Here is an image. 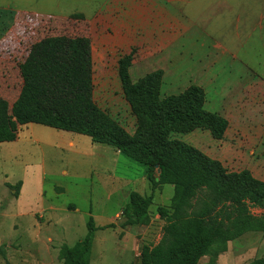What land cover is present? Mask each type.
Listing matches in <instances>:
<instances>
[{"label": "rangeland", "instance_id": "obj_1", "mask_svg": "<svg viewBox=\"0 0 264 264\" xmlns=\"http://www.w3.org/2000/svg\"><path fill=\"white\" fill-rule=\"evenodd\" d=\"M0 6L16 12L0 13V56L15 58L0 63V140L16 138L0 142V264H63L61 248L84 239L95 216L100 228L120 217L96 233L91 264H140L142 247L163 236L158 208L171 204L172 186L156 192L149 225L124 226L127 196L138 184L125 179L134 162L122 155L114 164L115 150L96 144L91 155L70 152L49 142L51 130L29 125L57 122L59 55L91 57L95 101L129 134L136 121L119 79L122 58L133 57L135 83L162 71L165 97L202 87L205 110L229 123L224 140L203 130L172 138L264 182V0H0ZM32 111L33 120H21ZM103 149L111 155L100 158ZM112 169L127 177L111 179ZM46 201L55 203V239L37 244L45 224L34 229L31 221ZM262 258L264 234L249 233L229 243L215 264Z\"/></svg>", "mask_w": 264, "mask_h": 264}, {"label": "trees", "instance_id": "obj_2", "mask_svg": "<svg viewBox=\"0 0 264 264\" xmlns=\"http://www.w3.org/2000/svg\"><path fill=\"white\" fill-rule=\"evenodd\" d=\"M0 59L1 63L13 62L15 58ZM132 60L131 55L122 58L118 74L125 101L136 121L134 133L125 131L96 103L93 62L82 54L57 57L61 106L56 124L44 123L43 119L28 122L88 137L93 144L112 148L146 169L152 194L130 195L122 212L124 226L149 225L156 192L165 186L174 188L171 204L158 208L165 223L162 239L158 245L142 247L140 264H199L205 257H211L209 264H215L229 243L249 233L264 234V182L248 170L230 172L197 148L173 139L175 135L203 130L216 141L224 140L229 123L205 110L202 87L192 85L179 95L165 97L162 71L133 82L129 74ZM24 88L23 85L20 96L27 92ZM35 116L32 111L20 118L33 120ZM254 209L262 213L256 216ZM87 228L89 233L84 239L61 248L63 264H91L96 233L104 228L97 227L93 217ZM250 264H264V258Z\"/></svg>", "mask_w": 264, "mask_h": 264}, {"label": "crops", "instance_id": "obj_3", "mask_svg": "<svg viewBox=\"0 0 264 264\" xmlns=\"http://www.w3.org/2000/svg\"><path fill=\"white\" fill-rule=\"evenodd\" d=\"M11 11L15 12L12 8L0 6V13L11 12ZM0 70L2 71L3 69L0 67ZM32 124H37V123H32ZM37 125L44 126L45 128H47V130H51V133L49 135L51 139L49 140V142L56 141L55 144H58L60 147L68 149L70 152H74V151L76 152V150H78V149H84L85 150L84 153H89L91 155V153L95 149V147H94L95 144H93L91 139L88 137L59 131L56 128H53V127L45 125V124H37ZM109 152H111V151L110 150L106 151L105 149H103V151L100 154V158H104L105 155H111ZM121 156H122V154L115 151V155L113 158L114 164H119V162H121V159H120ZM131 162H133V161H131ZM131 168H132V173H135V174L131 173V176L129 175V177L119 176L117 174V170H113V169L110 172H108V175L111 177V179L115 178L114 180H120V178H117V177H123V178L127 177L128 179L125 178L127 180L126 184H129L128 182L130 181V179L132 181L136 180V181H134V183H138V184L133 185L134 187L131 186V192L138 193L142 196H148L147 193L150 191L151 186L147 180L146 169L143 166H141L135 162H134V164L131 163ZM132 181H131V183H132ZM131 192L129 193V195L127 197H129L132 194ZM151 194H152V191H151ZM50 203H48L47 201L44 202V204L42 205L41 211L37 214V215L40 214V217L37 215H34L33 216L34 219H32L33 221H31V225L34 229L35 228L37 229V226L39 224H41V225L45 224L43 226H40L37 229V233H36V240L38 242L37 244L43 243L44 240H46V242H51L55 239V235L53 233V230L55 232V227H54L55 224H54V220H53L54 217H52V215L54 214V211H55V203L52 201H50ZM78 211H79V209L76 208L75 212H78ZM119 217H120L119 214H116L115 218L112 217L111 219H107V221L109 223L108 224L105 223V225L113 224L116 219H119ZM94 219H95V222L98 226V223H100L98 221L99 218L95 216ZM21 221L23 224L24 223V215L23 214L21 216ZM34 224H36L37 226H35ZM105 225L103 226V228L106 227ZM98 227L100 228L102 226H98Z\"/></svg>", "mask_w": 264, "mask_h": 264}, {"label": "water", "instance_id": "obj_4", "mask_svg": "<svg viewBox=\"0 0 264 264\" xmlns=\"http://www.w3.org/2000/svg\"><path fill=\"white\" fill-rule=\"evenodd\" d=\"M160 173V172H159Z\"/></svg>", "mask_w": 264, "mask_h": 264}]
</instances>
